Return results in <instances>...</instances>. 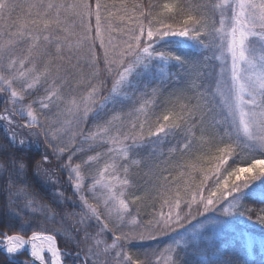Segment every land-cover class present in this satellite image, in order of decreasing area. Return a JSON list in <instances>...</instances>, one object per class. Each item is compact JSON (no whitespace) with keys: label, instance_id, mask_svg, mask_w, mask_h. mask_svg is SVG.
Listing matches in <instances>:
<instances>
[{"label":"snow or ice","instance_id":"1","mask_svg":"<svg viewBox=\"0 0 264 264\" xmlns=\"http://www.w3.org/2000/svg\"><path fill=\"white\" fill-rule=\"evenodd\" d=\"M253 217L264 0H0V264H264Z\"/></svg>","mask_w":264,"mask_h":264},{"label":"trees","instance_id":"2","mask_svg":"<svg viewBox=\"0 0 264 264\" xmlns=\"http://www.w3.org/2000/svg\"><path fill=\"white\" fill-rule=\"evenodd\" d=\"M41 175V174H40ZM39 175V176H40ZM37 175H33L31 169L29 170L28 179L31 182L32 185L35 186L36 189H41L42 182L46 180L47 178L42 174L43 181L40 179V177ZM61 178H63L62 173H60ZM68 195H71V193H67ZM255 206V205H254ZM247 227L249 230L259 239L261 237H264V226L260 225L258 222L255 221V217H253V221L247 223ZM165 240L167 238H164ZM190 259L195 260L196 258L190 257Z\"/></svg>","mask_w":264,"mask_h":264},{"label":"rangeland","instance_id":"3","mask_svg":"<svg viewBox=\"0 0 264 264\" xmlns=\"http://www.w3.org/2000/svg\"><path fill=\"white\" fill-rule=\"evenodd\" d=\"M42 174H43V173H41V175H40L39 177H40V179L43 181L44 179L42 178ZM57 175L60 176V173L57 172ZM44 181H45V180H44Z\"/></svg>","mask_w":264,"mask_h":264}]
</instances>
